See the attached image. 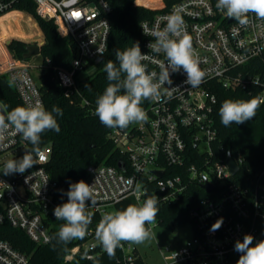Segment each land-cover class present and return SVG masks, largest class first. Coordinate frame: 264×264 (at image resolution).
Instances as JSON below:
<instances>
[{"label":"built area","instance_id":"2783aa9c","mask_svg":"<svg viewBox=\"0 0 264 264\" xmlns=\"http://www.w3.org/2000/svg\"><path fill=\"white\" fill-rule=\"evenodd\" d=\"M33 1L36 13L53 20L59 34L73 41L69 66L55 68V76L68 96L76 90V76L90 70L88 66L106 51L111 5L108 0ZM13 2L0 0V13L10 9ZM216 2L178 0L139 23L141 52L148 57L143 63L149 72L159 73L160 65L166 64L167 58L148 47L154 37L146 35L144 30L162 29L166 17L179 11L199 67L206 76L199 87L192 88L184 83L187 76L183 70L172 73L175 88L170 97L165 95L158 102H142L147 122L108 132L107 136L127 153V165L123 164L122 170L104 164L87 166L85 183L91 186L96 203L94 206L90 201L86 203L93 218L86 238L69 249L64 256L66 261H71L76 254L92 259L105 252L95 236L99 221L109 212V206L126 197L142 204L147 184L158 188L160 198L166 202L177 199L192 182L206 193L188 211L193 228L191 241L175 250L169 251L166 247L161 251L165 264H237L240 255L234 251L237 240L242 241L245 234L254 237L253 244L264 240V170L244 181L235 178L239 170L230 173L226 156L212 160L211 146L217 134L212 116L216 84L223 88L256 85L258 98L264 99V73L251 74L241 69L264 52V20L250 13L249 24L242 27L220 12ZM5 56L0 61V75L7 77L23 105L43 104L39 86L29 71L31 65L6 51ZM40 148L42 158L33 168L23 174L0 173V224L7 223L21 230L36 245L50 242V222L56 220L53 211L60 205L53 198L55 182L46 170L51 147L45 144ZM19 150L24 154L30 151L29 142L9 128L0 139V168L5 165L6 153ZM234 161L239 166L240 158ZM172 168L176 170L171 171ZM155 171L162 174L159 176ZM205 182L212 185L211 190L202 187ZM220 218H223L222 226L211 231V226ZM122 245L118 248L121 262L136 264L140 257L135 247L129 242ZM0 264L31 262L28 254L0 238Z\"/></svg>","mask_w":264,"mask_h":264},{"label":"trees","instance_id":"16d2710c","mask_svg":"<svg viewBox=\"0 0 264 264\" xmlns=\"http://www.w3.org/2000/svg\"><path fill=\"white\" fill-rule=\"evenodd\" d=\"M176 1L178 0H108L111 11L108 14L110 32L106 51L98 63L92 62L88 66L90 70L76 76V90L68 96L65 95L64 88L55 76V68L69 66L73 41L68 36L59 34L53 20L45 19L36 13L33 0H14L10 9L0 13L1 16L10 10L24 11L26 17L37 27L39 26L44 35L39 53L41 65L37 84L44 107L51 111L53 106H57L62 109L63 116H57L60 132L45 131L41 136L40 147L45 144L51 147L46 170L51 180L55 182L53 198L58 204L67 201V196L63 193L68 191L70 183L81 180L85 182L88 165L104 164L120 170L123 169V164L127 165V153L107 136L112 129L102 125L95 115L96 99L109 83L104 65L108 60L115 62V54L118 50L123 51L137 42L141 48L139 23ZM7 38L11 37L0 36V42ZM27 44L22 37H18L12 39L6 48L13 58L28 61L29 57L23 56ZM241 69L251 74L264 73V52ZM213 91L216 102L213 105L212 116L217 134L211 143L212 160L224 158L229 150L234 159L240 158L239 171L235 178L244 181L255 177L264 170V103L260 105L252 120L240 125L233 123L228 127L221 123L219 108L227 99L249 100L258 97L259 87L248 85L223 88L216 84ZM0 103L7 106V111L17 106H24L5 75H0ZM29 145L32 149V145L30 143ZM118 164H121L122 168H119ZM147 189L145 199L148 196L159 198L156 222L171 229H175L185 221L190 222L189 209L206 195L204 190L193 182L187 185L177 199L169 202L160 198L161 193L153 184H147ZM130 204L137 203L132 197H126L116 202L113 208L114 211L123 210ZM50 223L51 240L47 244H34L21 230L7 223L0 224V238L28 254L31 264H123L120 260L121 251L118 248L113 258H110L106 252H101L92 259H85L80 254H76L71 261H66L64 256L69 249L81 243L86 237L74 239L67 244L58 243L53 237L65 221L52 220ZM136 264L143 262L138 258Z\"/></svg>","mask_w":264,"mask_h":264},{"label":"clouds","instance_id":"9594fccd","mask_svg":"<svg viewBox=\"0 0 264 264\" xmlns=\"http://www.w3.org/2000/svg\"><path fill=\"white\" fill-rule=\"evenodd\" d=\"M216 8L242 27L249 24L250 13L264 20V0H217ZM144 33L154 37V42L148 47L154 53H163L167 63L160 65L159 73L149 72L147 65L143 63L148 57L141 52L138 42L123 51H116L115 62L108 60L104 65L109 83L96 99L95 115L107 128L125 129L133 123L147 122L148 115L141 106L142 102H158L165 95L170 97L171 90L175 88L172 87V73L183 70L187 76L184 83L192 88L199 87L204 82L206 73L199 67L191 37L185 30V22L179 11L166 17V24L162 29L144 30ZM253 83L258 84V81L254 80ZM262 103L264 99L258 97L223 101L219 108L222 125L228 127L233 123L240 125L252 120ZM57 116H63L62 109L53 106L49 111L39 102L27 107L17 106L11 111H7L6 105L0 104V139L12 128L32 145V149L25 151L21 158L8 160L0 172L4 175L23 174L37 165L38 159L42 158V134L50 130L60 132ZM139 189L140 186L137 185V190ZM63 194L67 196V201L57 205L53 214L56 220L65 223L60 225L53 239L67 244L87 235L93 214L87 211L89 205L86 202L90 201L94 206L96 200L91 186L83 180L70 183L68 191ZM158 202L157 196H148L142 204H130L123 210L103 215L95 236L110 258L115 256L117 248L123 246L122 242L142 244L152 238L149 226L156 222ZM222 224L223 218L218 219L211 226V231L218 230ZM253 241L252 235L245 234L242 241L235 242L234 251L240 254L237 264H264V240L255 244Z\"/></svg>","mask_w":264,"mask_h":264},{"label":"rangeland","instance_id":"374dc122","mask_svg":"<svg viewBox=\"0 0 264 264\" xmlns=\"http://www.w3.org/2000/svg\"><path fill=\"white\" fill-rule=\"evenodd\" d=\"M23 12L12 10L0 16V36L11 37L3 40L2 43L0 42V61L5 60V51L9 54L5 44L8 39L22 37L26 43H40L44 41V35L41 29L38 28L39 26L37 27ZM26 62L31 65L29 71L35 82H37L41 65L39 54L30 56ZM23 155L24 152L22 150L13 153L8 152L4 155V161L6 163L10 159H19ZM3 167L0 168V171H2ZM0 173L3 174L2 172ZM108 211L114 212V208L109 206ZM149 227L153 233L150 240L142 244L131 243L135 247L143 264H165L161 251H164L166 247H168L169 251L175 250L190 242L193 237V228L189 221H185L175 229H171L167 225L158 224L157 222Z\"/></svg>","mask_w":264,"mask_h":264},{"label":"water","instance_id":"95a60500","mask_svg":"<svg viewBox=\"0 0 264 264\" xmlns=\"http://www.w3.org/2000/svg\"><path fill=\"white\" fill-rule=\"evenodd\" d=\"M12 39L6 40V45L10 43ZM43 44V42L40 43H28L26 45V52L23 54L24 57H30L34 54H39L40 53V47ZM102 59V56L96 58L94 60V63H98ZM6 115V113H4ZM226 165L228 167V170L230 171L231 174L236 173L239 170V166L235 163L230 151L228 150L226 153V158H225ZM119 168H122L121 164H118ZM159 176L162 174L161 171H155ZM202 187L209 191L212 189V185L208 182H205L202 184Z\"/></svg>","mask_w":264,"mask_h":264},{"label":"snow or ice","instance_id":"6c2138e0","mask_svg":"<svg viewBox=\"0 0 264 264\" xmlns=\"http://www.w3.org/2000/svg\"><path fill=\"white\" fill-rule=\"evenodd\" d=\"M76 15H77V16H79L80 14H79V13H77Z\"/></svg>","mask_w":264,"mask_h":264},{"label":"crops","instance_id":"0c3cea01","mask_svg":"<svg viewBox=\"0 0 264 264\" xmlns=\"http://www.w3.org/2000/svg\"><path fill=\"white\" fill-rule=\"evenodd\" d=\"M7 13V12H6Z\"/></svg>","mask_w":264,"mask_h":264}]
</instances>
